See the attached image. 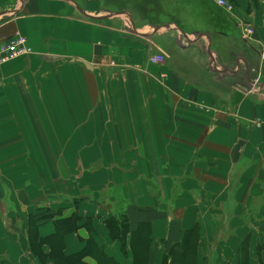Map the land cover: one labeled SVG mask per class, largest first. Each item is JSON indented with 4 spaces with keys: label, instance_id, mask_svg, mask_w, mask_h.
I'll return each mask as SVG.
<instances>
[{
    "label": "crops",
    "instance_id": "1",
    "mask_svg": "<svg viewBox=\"0 0 264 264\" xmlns=\"http://www.w3.org/2000/svg\"><path fill=\"white\" fill-rule=\"evenodd\" d=\"M225 1L0 0V43L33 49L0 65V264H97L88 238L139 264L114 213L140 264L188 229L195 264H264V0Z\"/></svg>",
    "mask_w": 264,
    "mask_h": 264
},
{
    "label": "trees",
    "instance_id": "2",
    "mask_svg": "<svg viewBox=\"0 0 264 264\" xmlns=\"http://www.w3.org/2000/svg\"><path fill=\"white\" fill-rule=\"evenodd\" d=\"M80 218L81 217L76 213H72L69 216L56 218L54 222L58 235L53 236V238L61 243V236H63L64 233L74 232L80 225H84L86 221L90 222L91 220V217H84L85 222L83 221L82 223H78ZM104 222L109 236L113 239L119 240L122 248L126 245L127 233L130 234L128 243L133 251V254H136V256L139 257V264L141 263L142 258L146 259L148 252H150L151 250L152 240L148 235L144 234V231H147L149 229L142 226V224L137 225L139 227L136 229L130 228V225L125 218L124 213L118 216L110 214L105 218ZM186 232L187 235L184 238L185 240L183 242L182 248L180 250L175 249L176 252L172 251V249L168 250V252L164 254L160 264H165V260L168 258V256L171 259V264H195L192 261L190 254V251H193V244L192 246L189 245L190 241L186 239L191 236L192 229H188ZM141 237H143L144 239H141ZM93 251L98 257L97 264H119L116 263L110 256H108V254L104 252L103 247L97 242L93 241L92 238H88L85 247L80 252H78L77 255H74L72 257H77L79 259L80 254ZM143 262L144 264H147L146 261L143 260ZM148 264L151 263L149 262Z\"/></svg>",
    "mask_w": 264,
    "mask_h": 264
},
{
    "label": "built area",
    "instance_id": "3",
    "mask_svg": "<svg viewBox=\"0 0 264 264\" xmlns=\"http://www.w3.org/2000/svg\"><path fill=\"white\" fill-rule=\"evenodd\" d=\"M217 3L223 6L226 10H231L232 6L230 3H227L225 0H216ZM254 29L252 27H245L243 33L245 36L252 34ZM33 51L32 47L27 43V39L24 35L16 32L11 37L6 38L3 42L0 43V65L4 62H7L15 57L29 54ZM264 56V51L262 53ZM164 54L159 52L153 54L149 57L151 63H159L164 60ZM263 121H259L260 124Z\"/></svg>",
    "mask_w": 264,
    "mask_h": 264
},
{
    "label": "rangeland",
    "instance_id": "4",
    "mask_svg": "<svg viewBox=\"0 0 264 264\" xmlns=\"http://www.w3.org/2000/svg\"><path fill=\"white\" fill-rule=\"evenodd\" d=\"M59 167H60V164H59ZM60 182H61V179H60ZM89 185H91V186H93L94 184L93 183H90ZM89 194V193H91V190H89V189H86V194ZM59 194H61V193H59ZM42 198L45 200V199H47V198H45V197H42V195H39V200H42ZM114 216H118V215H115V213L113 214ZM55 246H56V244L54 245V248H55Z\"/></svg>",
    "mask_w": 264,
    "mask_h": 264
},
{
    "label": "water",
    "instance_id": "5",
    "mask_svg": "<svg viewBox=\"0 0 264 264\" xmlns=\"http://www.w3.org/2000/svg\"><path fill=\"white\" fill-rule=\"evenodd\" d=\"M262 62H263V65H264V57L262 58ZM83 63H85V64H86V62H85V61H83Z\"/></svg>",
    "mask_w": 264,
    "mask_h": 264
}]
</instances>
